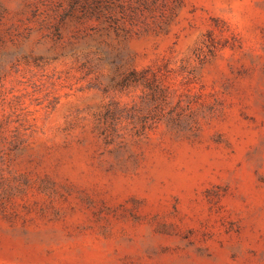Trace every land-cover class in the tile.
Here are the masks:
<instances>
[{
	"label": "rangeland",
	"instance_id": "obj_1",
	"mask_svg": "<svg viewBox=\"0 0 264 264\" xmlns=\"http://www.w3.org/2000/svg\"><path fill=\"white\" fill-rule=\"evenodd\" d=\"M0 264H264V0H0Z\"/></svg>",
	"mask_w": 264,
	"mask_h": 264
}]
</instances>
